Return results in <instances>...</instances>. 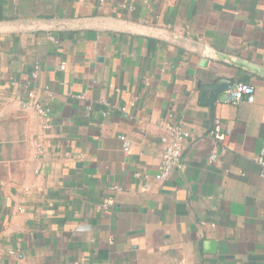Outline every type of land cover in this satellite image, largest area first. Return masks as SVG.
Wrapping results in <instances>:
<instances>
[{
  "label": "crops",
  "instance_id": "0c3cea01",
  "mask_svg": "<svg viewBox=\"0 0 264 264\" xmlns=\"http://www.w3.org/2000/svg\"><path fill=\"white\" fill-rule=\"evenodd\" d=\"M94 17L264 66V0H0V22ZM221 79H249L254 102L208 105ZM216 121L230 135L211 165ZM166 123L191 138L159 182ZM263 142L264 80L242 70L128 34H1L0 264H264Z\"/></svg>",
  "mask_w": 264,
  "mask_h": 264
},
{
  "label": "water",
  "instance_id": "95a60500",
  "mask_svg": "<svg viewBox=\"0 0 264 264\" xmlns=\"http://www.w3.org/2000/svg\"><path fill=\"white\" fill-rule=\"evenodd\" d=\"M81 31L114 32L155 39L178 47L182 50L192 52L205 60H213L224 63L238 70H242L256 78L264 80V66L240 57L219 52L201 43L200 41L188 38L169 29L149 27L111 17H94L85 19H36L0 22V35ZM204 64H206V62H204ZM237 82V80L221 79L204 87L203 91L210 93V98L207 101L208 105H214V103L219 101L230 88L237 85Z\"/></svg>",
  "mask_w": 264,
  "mask_h": 264
},
{
  "label": "built area",
  "instance_id": "2783aa9c",
  "mask_svg": "<svg viewBox=\"0 0 264 264\" xmlns=\"http://www.w3.org/2000/svg\"><path fill=\"white\" fill-rule=\"evenodd\" d=\"M40 67H36V71L33 73V78L38 76ZM13 84H15L13 82ZM27 88V100H20V104L24 107H33L36 111L37 116L43 122V127L47 131L52 128L51 123V108L48 105H43L40 102L34 100L35 94L31 83L26 84ZM255 100L254 89L246 84L239 83L234 87L230 88L223 96V101L232 105H239L243 101L253 103ZM230 131L224 129L220 121H216L209 136L214 141V150L208 157V162L211 165L216 164L220 161L222 151L225 148L226 141L229 138ZM191 138V134L186 129L179 125L166 123L163 125V134L161 136V143L164 147L161 163L159 167V173L157 180L164 182L170 178L174 170L180 165L184 144ZM123 141L124 152L128 155L131 152V142L126 137H121ZM33 145L39 155L45 152L44 144L40 139H34ZM256 162L261 168L260 175L264 179V142L261 147L260 153L256 157ZM112 191L121 190L118 186L111 188ZM114 201L109 200L107 204L103 205V208H107L113 205Z\"/></svg>",
  "mask_w": 264,
  "mask_h": 264
},
{
  "label": "trees",
  "instance_id": "16d2710c",
  "mask_svg": "<svg viewBox=\"0 0 264 264\" xmlns=\"http://www.w3.org/2000/svg\"><path fill=\"white\" fill-rule=\"evenodd\" d=\"M249 81H250L249 79H245V80L242 81V84H246V85H248V82H249Z\"/></svg>",
  "mask_w": 264,
  "mask_h": 264
}]
</instances>
